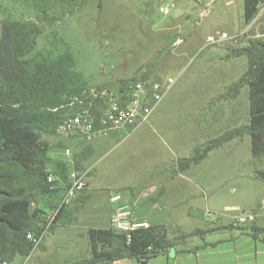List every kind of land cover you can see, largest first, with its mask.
Masks as SVG:
<instances>
[{"label": "rangeland", "instance_id": "1", "mask_svg": "<svg viewBox=\"0 0 264 264\" xmlns=\"http://www.w3.org/2000/svg\"><path fill=\"white\" fill-rule=\"evenodd\" d=\"M55 2L59 4L50 11L32 55L56 58L71 51L76 70L89 86L116 89L119 80L136 78L147 70L154 79L173 77L175 84L151 121L140 127L111 131L91 142L66 139L60 132L62 125L40 132L46 144L41 163L15 185L27 191L30 210L41 220L37 228H47V233L30 255L17 256L11 263L53 264L60 250L47 256L51 249L47 238L65 220L80 230V240L78 246L65 247L71 260L57 264L88 262L90 246L84 244V227L77 224L84 220L74 215L77 198L93 194L92 178L93 189H104L101 194H162L166 183L188 173L169 187L177 206L170 211L174 219L163 226L173 243L199 229L252 232L254 227L262 228L258 215L242 205L254 207L264 194V154L253 155L248 129L264 118V98L259 99L264 97V63L260 78L248 85L251 59L244 52L251 43L264 42V0L248 23L244 0H78L74 5L80 6L71 15L62 12L66 4ZM37 16L20 0H0V22L7 18L35 22ZM223 33L228 34L227 40L210 41ZM72 113H64V122ZM236 131L240 133L232 135ZM192 158L204 162L195 167L190 165ZM50 165L59 171L67 167L68 178L56 192L49 191L46 183ZM81 176L87 188L58 211L66 187ZM157 199L151 197L139 206L152 225L158 221Z\"/></svg>", "mask_w": 264, "mask_h": 264}, {"label": "trees", "instance_id": "2", "mask_svg": "<svg viewBox=\"0 0 264 264\" xmlns=\"http://www.w3.org/2000/svg\"><path fill=\"white\" fill-rule=\"evenodd\" d=\"M20 1L38 16L35 22L12 18L0 22V264L12 262L17 256L30 255L34 246L27 238L28 233L34 229L36 235L44 232L45 229L40 226L37 228L41 220H38L36 212L30 210L27 191L15 184L32 166L41 163L40 152L46 150V144L41 142L40 132L63 125L66 122L63 120L64 113L73 112L67 106L70 98L89 86L83 73L76 70V60L71 51L67 50L56 58L43 53L32 55L38 39L44 33V25L51 17L50 11L59 4L55 1L66 4L61 6L62 12L71 15L80 6L74 5L78 0ZM261 1L244 0L247 23L258 14ZM244 52L251 59L248 75H252V78L246 83L252 85L251 79L260 78L258 72L264 63V42L251 43ZM147 72H142L143 79L160 80L154 79L152 73ZM136 79L120 80L115 88L124 93ZM258 93H255L256 97L260 95ZM248 129L252 137L253 155L257 157L264 154V118L255 120ZM190 161V165H197L203 159L192 158ZM50 169L52 172H45L46 183L49 191L56 192L63 180L68 178L67 167L63 165L59 171L57 166L50 165ZM50 176L54 178L55 190H50ZM215 231L218 230L199 229L181 240ZM251 231L252 236L258 238L264 229L254 227ZM88 237L93 257L87 263L80 264H113L125 258H136L146 263L174 245L165 228L158 225L136 232L130 243L125 235L111 228L91 229Z\"/></svg>", "mask_w": 264, "mask_h": 264}, {"label": "crops", "instance_id": "3", "mask_svg": "<svg viewBox=\"0 0 264 264\" xmlns=\"http://www.w3.org/2000/svg\"><path fill=\"white\" fill-rule=\"evenodd\" d=\"M65 138L68 139L70 137L67 136ZM203 162L204 161L195 165V167ZM186 174H181L179 177L185 176ZM177 178L164 185V192L162 194L122 195L126 202L137 207L136 216L142 221L147 220L141 215L139 209L140 203L151 197L158 198L157 203L154 205L155 210L158 212V221H156L157 223L154 225L163 226L174 219L171 212L174 211L177 204L172 203L170 194L168 193L170 185ZM91 181H93V178ZM91 181H89V189L93 194H83L77 198L75 207L77 206L78 210H76L74 215V219H78L79 221L84 220L77 224L84 227V244L86 243L87 246H90V242H88L89 237L87 236L89 230L109 229L113 211L111 202L113 194H101L104 189L101 187H95L93 189ZM242 207L246 208V210H248L247 212L257 214L258 221L261 222V227L264 228V194L261 197V201L254 207L251 204L242 205ZM75 222H77V220L72 221V223ZM73 227L74 226H72L69 221L65 220L57 224L55 227L58 228L57 231L55 233L53 232L50 238H47L48 247L51 248L47 256L53 255L60 250L59 256L56 257V254L54 256L56 258L52 259L53 264L71 260V256L66 252L65 247H70L71 245L78 246L81 233L79 229ZM85 230H87V232ZM49 240L52 242L51 245L48 243ZM92 257L91 251L89 257L85 259L89 261ZM72 258L75 259L76 257ZM113 264H264V233H261L258 238H254L250 232L237 230L215 231L204 236L190 237L185 240L177 241L166 252L151 258L146 263H141L136 258H125L115 261Z\"/></svg>", "mask_w": 264, "mask_h": 264}, {"label": "built area", "instance_id": "4", "mask_svg": "<svg viewBox=\"0 0 264 264\" xmlns=\"http://www.w3.org/2000/svg\"><path fill=\"white\" fill-rule=\"evenodd\" d=\"M162 11L167 13L164 9ZM227 39L228 34L223 33L217 38L211 37L210 41ZM136 78L124 93L106 86H87L80 94L70 98L67 106L73 109V115L60 127L61 134L64 137H78L85 142H91L111 131L136 128L149 123L154 112L175 84V79L166 77L164 80H148L143 79V73ZM70 153V150L65 151L66 156ZM48 181L51 184L50 190H55L57 187L54 178L50 176ZM86 188L87 182L84 176L72 180L66 187L58 211L68 207L77 194L85 191ZM111 202L113 211L110 228L125 235L128 243L136 232L150 228L149 222L137 218L135 205L126 202L121 193H113ZM241 220L244 221L245 218ZM51 224L52 221L49 225ZM46 233L47 228L41 235L28 233L27 238L34 248H37Z\"/></svg>", "mask_w": 264, "mask_h": 264}]
</instances>
